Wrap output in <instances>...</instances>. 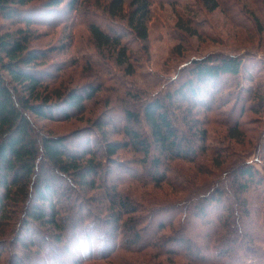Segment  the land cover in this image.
<instances>
[{
    "label": "trees",
    "instance_id": "16d2710c",
    "mask_svg": "<svg viewBox=\"0 0 264 264\" xmlns=\"http://www.w3.org/2000/svg\"><path fill=\"white\" fill-rule=\"evenodd\" d=\"M30 1L0 0V264H264V121L243 152L219 146L210 128L225 126L223 139L240 143L243 116L264 119L263 64L207 55L174 79L138 82L129 77L149 59L150 5L178 0ZM33 10L54 19L64 11L61 29L85 27L94 52L68 58L71 32L34 46ZM190 20L178 28L196 35ZM73 66L128 80L114 78L119 91L106 94L98 75L74 81ZM70 121L82 124L47 128ZM204 155L223 167L208 181Z\"/></svg>",
    "mask_w": 264,
    "mask_h": 264
},
{
    "label": "rangeland",
    "instance_id": "374dc122",
    "mask_svg": "<svg viewBox=\"0 0 264 264\" xmlns=\"http://www.w3.org/2000/svg\"><path fill=\"white\" fill-rule=\"evenodd\" d=\"M43 1L31 0L27 7L31 9L37 5H41ZM218 2V8L213 11L201 9L195 0H178L173 5L164 1L161 4H151V16L147 25L149 59L144 62L142 67L136 68L134 75L130 76L129 79L134 78L136 81L144 83V79L148 78L147 75L152 74L174 79L183 63H186L189 59H201L207 55H235L246 58L250 56L252 59L263 64L260 66L262 68L260 73L264 75V1L218 0ZM188 10L194 11L195 14L190 15L189 13L191 12H188ZM42 11H40L41 13H37V11L33 10V14H37L31 16L40 21L37 27L33 26L32 28H35V35H39L38 39L33 42L34 46L47 48L59 43L62 44L67 33L71 32L74 41L71 50L68 52V58L71 55H75V53L94 52L91 45L87 42L88 36L85 27L76 25L70 31L65 32L67 30L61 29V25L68 23L69 20L68 18L64 19V11L56 14V19L58 20L50 15L44 16ZM91 11L95 10L91 8ZM181 19L182 22H180ZM188 19H191V24H193L190 27L194 31L197 30L196 35H188L185 31L178 28V23L187 26L186 20ZM92 69L88 70V68H84L83 71V69L73 66L70 70H75L74 72L77 75L74 76L76 80H73H78L79 83L90 82L93 84L95 83L93 79L98 75L105 85L106 94L119 91V85L114 82V78H117V81L120 83L128 80L126 76L120 73L112 77L111 75L115 71L113 68H110L111 73H101L98 69ZM67 75L71 77V74ZM127 83H130V81ZM103 94L104 91H102ZM243 120H245V130H243L245 134L241 133L240 143L223 139V135L227 131L225 126L215 125L214 127H210L213 135H217L221 139L219 140V146H222V144L225 146L224 144L226 143L233 150L242 152L249 148L250 144L248 142H254L257 134L262 131L264 119L263 117L261 119L259 114L249 112L243 116L241 121ZM81 124L74 121L47 123V128L52 133L64 134ZM201 159L204 165L210 167V170H212L208 176H199L205 179V181L216 177L222 171L223 167L222 169H214L212 167L211 160L207 155L202 156ZM227 161L229 162V159ZM177 165L186 173H191L194 170L193 168H195L194 165L182 162H177ZM153 192L158 195L167 193L170 200L183 196V194L170 189H162L161 191L154 189ZM157 261H161L162 264H170L163 258H159L155 262ZM98 264L107 263L101 262ZM175 264H184V261L178 258Z\"/></svg>",
    "mask_w": 264,
    "mask_h": 264
}]
</instances>
